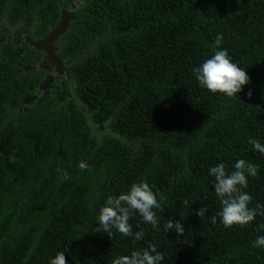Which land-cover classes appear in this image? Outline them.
<instances>
[{
	"label": "trees",
	"instance_id": "16d2710c",
	"mask_svg": "<svg viewBox=\"0 0 264 264\" xmlns=\"http://www.w3.org/2000/svg\"><path fill=\"white\" fill-rule=\"evenodd\" d=\"M74 1L0 0V264H49L57 252L112 264L152 246L162 264H264L252 246L264 216L213 223L208 174L241 158L259 165L243 190L249 207L264 205V155L249 144L264 143V0H87L52 41L65 70L55 75L37 43ZM219 34L250 77L232 98L193 72ZM142 181L165 198L157 228L135 214L142 240L104 232L100 207ZM170 219L183 235L165 231Z\"/></svg>",
	"mask_w": 264,
	"mask_h": 264
},
{
	"label": "clouds",
	"instance_id": "9594fccd",
	"mask_svg": "<svg viewBox=\"0 0 264 264\" xmlns=\"http://www.w3.org/2000/svg\"><path fill=\"white\" fill-rule=\"evenodd\" d=\"M223 34L217 35L214 43L215 49L209 58L193 69L195 79L199 85L211 93H220L228 98L236 97L244 90V86L250 83L246 67H242L232 61L229 52L222 46ZM251 95V91L248 93ZM249 144L253 151L264 155V143L258 139H250ZM81 169L85 163L79 165ZM231 172L226 171L224 163H219L208 169L209 176L213 177V190L220 202V210L212 217L216 223L219 217L220 223L229 228L234 225L241 227L253 222L257 216H264V205L256 204L249 207L252 201L251 195L244 191L248 186V178L256 177L259 165L238 159L232 166ZM164 196L158 195L150 188L147 181L133 183L129 190L115 197H109L106 203L100 207L97 220L102 225L103 231L111 234L112 229L126 237H132L140 241L144 237L143 231L133 233L129 223L130 218L138 214L145 225L156 229L158 217ZM208 211L206 207H200L196 214L203 217ZM264 231V224L260 225ZM174 230L177 235L184 234V227L180 220L170 219L165 225V231ZM252 246L264 248V235H257ZM164 255L158 252L155 246L151 250L133 252L130 256H118L112 260V264H162ZM49 264H67L65 254L57 252L49 258Z\"/></svg>",
	"mask_w": 264,
	"mask_h": 264
},
{
	"label": "water",
	"instance_id": "95a60500",
	"mask_svg": "<svg viewBox=\"0 0 264 264\" xmlns=\"http://www.w3.org/2000/svg\"><path fill=\"white\" fill-rule=\"evenodd\" d=\"M86 1L87 0H75L73 3H71L70 6L63 12V19L59 22V24L53 28L50 33L46 35L40 42L37 43L38 47L45 49L50 62H52L55 66L52 74L57 75L58 72L65 73L63 66L60 64L61 61L54 54L52 41L55 40L57 36L65 30L67 21L74 15L76 8ZM52 74L47 77V80L43 82L40 87H46L49 85V83L52 81Z\"/></svg>",
	"mask_w": 264,
	"mask_h": 264
},
{
	"label": "flooded vegetation",
	"instance_id": "af4514ba",
	"mask_svg": "<svg viewBox=\"0 0 264 264\" xmlns=\"http://www.w3.org/2000/svg\"><path fill=\"white\" fill-rule=\"evenodd\" d=\"M54 69L52 68V70L50 71L51 73H53Z\"/></svg>",
	"mask_w": 264,
	"mask_h": 264
},
{
	"label": "rangeland",
	"instance_id": "374dc122",
	"mask_svg": "<svg viewBox=\"0 0 264 264\" xmlns=\"http://www.w3.org/2000/svg\"><path fill=\"white\" fill-rule=\"evenodd\" d=\"M70 107H71V105H70Z\"/></svg>",
	"mask_w": 264,
	"mask_h": 264
}]
</instances>
